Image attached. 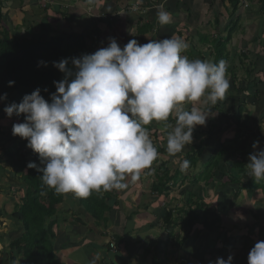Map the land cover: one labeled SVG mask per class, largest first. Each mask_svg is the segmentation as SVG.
Wrapping results in <instances>:
<instances>
[{
    "label": "trees",
    "instance_id": "obj_1",
    "mask_svg": "<svg viewBox=\"0 0 264 264\" xmlns=\"http://www.w3.org/2000/svg\"><path fill=\"white\" fill-rule=\"evenodd\" d=\"M11 1L18 3L17 5L21 7L35 5L40 8L41 15L44 16L40 26L42 25L46 31V35H34L31 32L32 21L29 23L25 19L21 25L13 27L10 22L8 24L7 15L3 13L0 7V96L7 94L6 98L0 99V113L9 122L22 123L24 122V114L19 116L13 114L9 118L3 111L4 107L12 103L18 104L25 94H30L36 88H40V94L50 102V95L56 91L53 82L61 80L64 76V73L53 66V62H59L61 59L67 58L69 64L66 67L71 68L72 58H79L83 54H92L107 46L104 43L100 47L99 44L93 41L88 44V38L92 39L90 35L74 33L70 30L62 34L48 36L52 32L51 28L46 27L48 24L45 16H50L53 13L57 14L60 20L66 24L73 23L75 20L73 15H69V18L62 11L65 8L63 6L61 8L59 3L53 4V0H47L45 3H40V0ZM224 1L229 2L233 15L234 13L240 14L243 7L240 0H221V2ZM248 1L258 7L259 12H264V0ZM124 9H126L125 6ZM128 11L125 12L128 13ZM107 15L98 19L100 20L99 24L94 28L96 32H99L98 35L107 31V36L114 38L112 28H110L112 20ZM139 16L137 22L142 20ZM127 18L124 20L126 25L131 20L129 16ZM4 21L6 23H3ZM235 22L236 20H231L226 26L227 37L231 35ZM34 25L38 27V24ZM101 25H105L104 31L98 30V26L101 29ZM160 25L158 22L154 28H150L146 24H140L143 29L139 31L140 28H138L137 34L149 29L155 32V27H160ZM229 26L232 28H229ZM161 28L164 30V26ZM168 29L171 33L169 37L174 31L176 33L174 27H168ZM206 40V38H203L202 42L205 43ZM229 40V38L224 40L223 38H216L208 44L214 53L212 62H219L223 59L228 64L227 77L229 78L230 88L226 93V97L223 101H219L214 105L211 104L208 107L211 109L210 115L215 113L220 125L212 126L209 122L208 125H210L206 130V135L197 144L185 146L184 150L178 153L179 155H170L167 152V144H164L163 135L159 136L156 132L151 134L153 130L152 122L145 126L149 130L150 138H153L152 142L157 147L159 155L168 157L167 162H158V159L153 162L156 169L152 174L153 181L149 187L151 203L155 213V220L151 224V228L159 226L164 230V241H158L154 245L151 264H161V258L166 256L169 246L178 250L186 247V251L191 252V248L197 245L195 251L197 250L198 257H192L202 262L206 257L212 255L227 256L239 242L242 244L239 248L243 251V254L238 259V264H248V253L254 244L259 241V236L261 237L263 234L257 222L246 225V233L243 235H233L231 237H226L224 233L215 235V233L221 231L222 224L225 221L224 217L228 212L235 213L237 216L247 214L257 220V212L254 205H251L250 199L255 195V192L264 191V179L256 180L254 176L248 174L250 170L244 167L245 163L250 162V153L245 151L248 146L245 140L239 139L243 135V133L241 135V129L252 118L251 113L260 114L259 122L264 120V57H252L246 52L239 53L237 60L240 64L245 62L247 56L250 60V66L244 67V70H242L243 79L239 80L237 70L233 64L235 54L231 59H229L228 54H225L227 53L225 47ZM261 47L264 48V43ZM200 60L205 59L201 57ZM41 61L46 62L47 66L38 63ZM10 81L14 82L12 86H9ZM191 107H193L192 104H190ZM226 119L227 122L230 121L235 126L234 138L228 143L226 140L220 141L215 133V127L218 131ZM164 122L166 129H169L173 119L169 117ZM225 131L227 130H222L221 133H225ZM165 134L168 136V132ZM2 135L0 130V136ZM198 135H200L199 132L194 130L193 140L196 141ZM11 142V148H7L3 153L6 162L0 157V172L4 170L2 165L7 163V168L11 169L9 174L7 172L9 180L11 182L19 181L20 187L18 186V189L21 190L22 194L19 198L12 195L15 210L10 215L0 210V220H12L21 231H19L16 238L9 242L10 257L2 251L3 249L0 251V264H9V260H18L19 264H59L57 252L68 247L67 237L60 231L59 223L66 222L69 216L76 225L85 226L84 221L80 220L77 214L65 212L67 218H62L61 216L66 214L55 210L62 204L64 195H68L75 200L86 217L97 225L106 223L111 216H114L116 213L114 209L119 207L120 204L116 191L121 192V194L123 192L115 189L108 192L94 191L88 198H78L73 193L57 194L43 183L41 179L42 172L27 167L29 162H34L38 167H43L40 164L39 155L26 147L27 140L16 136L11 138ZM225 143H232L233 146L225 147ZM238 152L241 153V156L237 162H233V155ZM180 155H182V158L178 159V163L173 165L172 161ZM185 159L190 162V166L186 170H182L181 164ZM198 164L202 169L194 174L193 170ZM227 166L230 168L226 172L225 168ZM200 183H203V186H200ZM131 185V183L127 184L129 187ZM176 187H181L178 195L181 197L183 205L180 207H172L170 204L171 191ZM11 191L15 193L17 190H12L10 187L8 192L11 193ZM241 192L246 194L249 201L245 207L236 204ZM73 214L74 217H72ZM105 215L108 218H105ZM177 227L183 237L174 233ZM212 236L213 239L210 238ZM122 241V237L119 236L112 238L114 245H119ZM216 243L221 244V249L216 248Z\"/></svg>",
    "mask_w": 264,
    "mask_h": 264
},
{
    "label": "clouds",
    "instance_id": "obj_2",
    "mask_svg": "<svg viewBox=\"0 0 264 264\" xmlns=\"http://www.w3.org/2000/svg\"><path fill=\"white\" fill-rule=\"evenodd\" d=\"M157 19L161 25L172 21L163 4L158 5ZM189 47L178 36L146 44L131 39L123 48L109 38L107 47L72 58L71 68L66 67L67 58L53 62L64 76L53 82L56 91L50 102L36 88L3 109L9 118L24 114V122L13 124L12 135L27 140L26 147L39 155L43 165L29 162L27 167L42 172L43 183L57 194L88 198L94 191L125 189L127 177L138 179L158 158L145 127L152 121L175 115L167 137L170 155L191 145L195 127L204 126L211 114L207 105L223 101L230 82L225 60H190L181 55ZM186 102L199 107L185 109ZM258 146L256 141L252 148ZM249 161L250 174L264 179V148L250 154ZM189 166L185 159L181 169ZM98 259L99 253L90 264ZM232 260L231 255L218 257L214 264H232ZM247 260L264 264V240L254 244Z\"/></svg>",
    "mask_w": 264,
    "mask_h": 264
},
{
    "label": "crops",
    "instance_id": "obj_3",
    "mask_svg": "<svg viewBox=\"0 0 264 264\" xmlns=\"http://www.w3.org/2000/svg\"><path fill=\"white\" fill-rule=\"evenodd\" d=\"M84 1L91 5V7H96L97 0H91V2L90 0ZM0 2V7L2 8L3 13L7 15L6 20L8 24L10 22V25L13 27L21 25L24 19L28 21L32 18H34L33 23L36 21L39 27L41 21L44 20V16L41 15L40 8H37L35 5H31V7H21L20 5H17L18 3H14L11 0H1ZM248 3V0L245 3H242L243 7L240 10V14L234 13L233 15L229 2H221V0H142V2L141 0H115V13L114 15L107 13V16L112 17V26L110 27L112 28V36L116 38L120 44L122 43L120 45L121 48H123V46L131 39L138 40L139 44H146L149 40H162L170 38L169 36L171 33L168 27H174L176 33L174 31L171 37L179 35L178 37L184 39L190 45V47L186 51H183L181 55L187 56L190 60L201 59V57H203L205 60L213 61L214 53L208 44L216 38H223V40L229 38L230 40L225 47L227 52L225 54H228L230 57L229 59H231V57L235 54V57L233 58L234 61L238 59L237 55H239V53L242 54L245 52L252 57H264V48L261 47L264 43V12H259L257 9L258 7L254 4ZM121 4L123 7H121ZM160 4L164 5V10H167L172 14V21L169 24L162 25L164 26V30L160 25V27H155V32L149 29L141 34H137L138 28H140L139 31L143 29L140 24H146L150 28H154V26L157 25V11L158 5ZM60 6L62 8L61 4ZM124 6L126 9L123 10ZM35 7L36 10H34ZM134 7H138L139 12H132L131 10ZM64 10L66 9H62L63 12ZM125 11H128V13ZM118 12H123V15L118 14ZM127 16L131 19L128 25L124 24V20ZM138 16L142 18L141 22H137ZM45 17L46 19L50 18V16ZM231 20H236V22L233 28L229 26V28H232V31L231 35L227 37L226 26ZM75 21L76 20H74V22ZM88 21H91V19H88ZM93 21L94 20L89 23L90 28L88 30L85 31V28L88 26L85 25L79 33L90 35L92 39L88 38V44H91L90 41H93L101 47V44L107 43L106 38L108 32L106 31L103 34L98 35L97 33L99 32H96ZM3 23L6 22L4 21ZM33 23L31 24L33 25ZM47 24H49V21H47ZM97 24H99V22H97ZM32 27L34 28V26ZM100 28L101 29H99L98 26V30L104 31L105 25H101ZM127 28L129 31L126 33L125 30ZM203 38L207 39L205 43L202 42ZM102 39L103 41L101 42ZM249 56H247L246 62L250 61L248 58ZM190 104H192L193 107H199V104L192 102H186L183 107L185 109H189ZM210 105L211 102H209L207 107ZM251 116L252 118L248 123H246L245 119L246 125L241 129V135L242 133L243 135L239 137V139L245 140L248 144L245 151L250 154L264 148V120L259 122L260 114L251 113ZM170 117L173 119V123H171V125L174 126L176 117L174 114ZM244 117L245 115L243 116V119ZM224 121L225 122H223L222 127L218 131H216L215 127V133L220 141L226 140L228 143L234 138L235 126L230 121L227 122V119ZM209 122L212 126L220 125L216 114L212 113V115L207 118L204 126L198 125L195 127L194 130L199 132L200 135H198V139L196 141L193 140L191 145L197 144L198 141L206 135V130L210 125H208ZM152 123L153 130L151 134L156 132L159 136L163 135L164 144H167L168 136H166L165 133L168 132L169 134L172 130L171 127L166 129L164 121H158V124L154 121H152ZM222 130L227 131H225V133H221ZM259 133H261V136ZM151 139L153 140V138ZM256 141H259V146L256 149H253L252 145ZM227 143L224 144L225 147H228L229 145L231 147L233 146L232 143ZM240 156V152L234 154L233 162H237ZM181 158L182 155L176 156V158L172 161V164L175 165L178 163V159ZM157 159L158 162H167L168 157L159 155ZM247 164L248 162L245 163L244 167L248 170L246 167ZM229 168L230 167L227 166L225 171H229ZM155 169L156 165L152 164L149 168H146L141 172L138 179H133L131 176L127 177L125 183H131L132 185L130 187L127 186L129 187L127 190H125L127 187L122 189L121 191L123 194L116 191L118 194L117 199L120 204L119 207L114 209L116 211L114 216H111L106 223L95 225L86 217L85 213L78 207L75 200L68 195H64L62 204L55 210H59L63 213L72 212L77 214L78 218L84 221L85 226L81 227L76 225L69 216L66 222L59 223V229L66 235L68 245L65 249L57 252L59 264H90V261L93 260L97 253H99V259L96 261V264H151L154 245H156L158 241H164L163 228L159 226L151 228V224L155 220V213L151 203V195L148 191L149 188L146 184L149 180L152 183V174ZM201 169L202 167L198 164L193 170L194 174L198 173ZM248 174H250V172ZM202 184L203 183H200V186ZM150 185L151 184L148 186L150 187ZM176 188L180 189L181 187ZM171 195L172 194H170V204L174 201V199H180L179 197L174 198ZM250 200L251 205H254L256 209L258 219L255 220L247 214L237 216L235 213L228 212L226 217H224L225 221L222 224L221 231H219V233H215V235L223 233L226 237L243 235L246 233V225L258 222L263 231L262 236H259L258 240H264V191L255 192V195L252 196ZM248 203L249 201L246 198V194L241 192L238 196L236 204L245 207ZM61 217L67 218V214L62 215ZM72 217H74V214ZM105 218H108V216L105 215ZM174 233L183 237V234L178 227L174 230ZM114 236L122 237V243L114 245L112 242V238ZM210 238L213 239V236ZM107 245L108 247H106ZM110 245L113 246V250L108 249L110 248ZM241 245V242L237 243L227 256H220L219 254V256L212 255L206 258L204 257L205 259L203 258L204 260L202 262L199 259L192 257H198L197 250L195 251L198 247L197 245L196 247L191 248V252H187L186 247L182 250H178L169 246L166 256H163L160 262L161 264H209L211 261L214 264L216 258L220 257L227 259V257L231 255L233 257L232 264H238V259L243 254V251L239 248ZM216 248L221 249V244L216 243ZM8 263L19 264L18 260H9Z\"/></svg>",
    "mask_w": 264,
    "mask_h": 264
},
{
    "label": "rangeland",
    "instance_id": "obj_4",
    "mask_svg": "<svg viewBox=\"0 0 264 264\" xmlns=\"http://www.w3.org/2000/svg\"><path fill=\"white\" fill-rule=\"evenodd\" d=\"M115 0H97L96 1V7H91V5H89L86 1H79V0H53V4L54 3H60L66 10L64 11L68 16L69 15H73V17L75 18V22L71 23L69 22L68 24L64 23L63 21L60 20V17L57 14H50V18L47 19V21H49V24L46 26L47 28H51V34H62L64 32H67L68 30L70 31H74V32H81L83 27L85 25H88L85 28V31L88 30L90 28L89 23L93 21V24H97L98 19L106 16L107 13H109L110 15H114L115 11H114V4ZM249 4V3H248ZM120 6V5H119ZM121 7H123V5L121 4ZM34 10H36V7L34 8ZM132 12H139L138 8H132L131 10ZM118 14H122L123 12L120 13L118 12ZM112 18V17H111ZM88 19H91V21H88ZM104 19V18H103ZM32 21V23L34 22V18L29 19L28 22L30 23ZM37 22L35 21V23H33L34 28L32 27V33L34 35H44L46 33L45 29L43 28V26H39L37 27L36 25ZM126 33L129 31L128 28L125 30ZM44 32V33H43ZM46 35V34H45ZM108 38H106V46H108L109 43V36H107ZM115 40L117 41V43L119 44V46L122 44L119 43V41L115 38ZM245 62H242V64L239 63L238 60H234L233 64L237 70V75H238V79L242 80V70H244V67H248L250 66V61L246 62L247 60H244ZM241 66H240V65ZM157 122L158 121H154ZM14 123L7 121L2 114L0 113V130L2 132V136H0V157L2 158V160L4 162H6V157L3 155V153L5 152V150L7 148H11V138L12 137H16L12 135V126ZM261 136V133H259ZM9 137H8V136ZM3 172H0V210L2 212H4L7 215H10L11 213L14 212V206H13V202H12V195L15 197H20L22 192L21 190L18 189V186L20 187V183L19 181H13L11 182L9 180V172H11V169L7 168V163L3 164ZM2 168V167H1ZM8 172V174H7ZM18 179V178H16ZM149 184H151V181L149 180V182L146 184V186L149 188ZM203 186V184L201 185ZM11 187L12 190H17L15 193L11 191L8 192L9 188ZM146 187V188H147ZM181 189V188H180ZM179 188H174L171 191V196L174 198L179 197ZM149 191V189H148ZM180 199H177L171 203L172 207H176V206H182V200L181 197H179ZM179 200V201H178ZM169 202V201H167ZM19 231H21V229L18 230V226L15 225L13 223L12 220H7V219H3L0 220V251H4L5 254L10 257V250H9V242L12 241L14 238L17 237V235H19ZM11 264H17V263H11Z\"/></svg>",
    "mask_w": 264,
    "mask_h": 264
},
{
    "label": "built area",
    "instance_id": "obj_5",
    "mask_svg": "<svg viewBox=\"0 0 264 264\" xmlns=\"http://www.w3.org/2000/svg\"><path fill=\"white\" fill-rule=\"evenodd\" d=\"M47 0H41V3H45ZM241 1V3H244L246 0H240ZM110 248L112 249L113 248V246L112 245H110Z\"/></svg>",
    "mask_w": 264,
    "mask_h": 264
},
{
    "label": "bare ground",
    "instance_id": "obj_6",
    "mask_svg": "<svg viewBox=\"0 0 264 264\" xmlns=\"http://www.w3.org/2000/svg\"><path fill=\"white\" fill-rule=\"evenodd\" d=\"M246 1H247V0H246ZM246 1H245V2H246ZM245 2H244V3H245Z\"/></svg>",
    "mask_w": 264,
    "mask_h": 264
}]
</instances>
